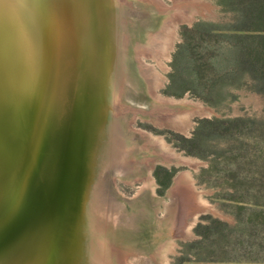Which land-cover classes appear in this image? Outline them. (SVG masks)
Returning <instances> with one entry per match:
<instances>
[{
  "label": "bare ground",
  "instance_id": "6f19581e",
  "mask_svg": "<svg viewBox=\"0 0 264 264\" xmlns=\"http://www.w3.org/2000/svg\"><path fill=\"white\" fill-rule=\"evenodd\" d=\"M21 1L27 26L20 20L31 27L16 38L17 21L8 24L15 18L11 2L0 0V264H167L174 237L189 235L196 215L222 213L202 197L188 170L175 175L169 198L154 195L157 162L194 167L198 161L135 121L182 131L192 116L212 111L163 96L161 73L147 61L161 65L176 24L211 11V4ZM118 4L130 22H123ZM6 44L24 51L20 67ZM11 65L18 78L9 74ZM121 86L128 92L116 106ZM92 133L100 135L95 142ZM117 178L142 185L125 197L115 193ZM143 190L151 203L139 198ZM129 203L135 216L113 218ZM146 221L160 228L141 241Z\"/></svg>",
  "mask_w": 264,
  "mask_h": 264
},
{
  "label": "rangeland",
  "instance_id": "374dc122",
  "mask_svg": "<svg viewBox=\"0 0 264 264\" xmlns=\"http://www.w3.org/2000/svg\"><path fill=\"white\" fill-rule=\"evenodd\" d=\"M205 1L211 11L176 24L173 47L161 65L153 58L147 61L161 73L158 91L163 96L201 102L212 111L192 116L182 131L159 128L142 118L135 124L163 138L169 149L198 161L194 167L157 162L151 171L154 195L169 198L175 175L188 170L202 197L222 213L196 215L190 234L174 237L167 264H264V31L256 27L264 28V20L253 13L260 2ZM165 2L172 4V0ZM122 10L123 22L129 21ZM122 86L124 93L116 106L128 92ZM115 118L123 123L122 117ZM141 185L117 178L113 188L133 197ZM142 196L152 202L147 190ZM134 210L129 203L125 211L112 216H135ZM157 214L163 216V210ZM145 224L141 241L152 237L151 228L154 232L160 228L156 221Z\"/></svg>",
  "mask_w": 264,
  "mask_h": 264
},
{
  "label": "water",
  "instance_id": "95a60500",
  "mask_svg": "<svg viewBox=\"0 0 264 264\" xmlns=\"http://www.w3.org/2000/svg\"><path fill=\"white\" fill-rule=\"evenodd\" d=\"M10 2H11V4H10V7H12V11L14 12V15H15V18H10L11 20V23L9 22L8 24H10V25H14L15 23H16V21H17V23L18 24H16L15 25V27H17L16 28V33H17V35H16V38H17V36L18 35H20V33L21 32H23V30H26L28 33H29V29H30V27H31V25H29V29H27L25 26H27L26 25V22H27V18H28V16H26V6H24L23 5V2L21 1V0H10ZM119 5V4H118ZM118 7H121L122 8V5L120 6H117V8ZM122 10V9H121ZM19 15V20L17 19V16ZM20 17H22V21H23V23H24V25H23V23H22V21L20 20ZM124 22H126V21H124ZM130 22V21H129ZM14 42L15 41H17V40H13ZM27 45H28V42H27V40H26V47H27ZM20 46L21 47H24V42H23V45H21L20 44ZM6 47H7V49H8V51H9V55L13 58V59H17V61H18V65H19V67H20V63L22 62V58H23V55H24V51L22 52V51H20V50H18V49H16V50H13V49H11L10 47H11V45H9V44H6ZM26 47H24V48H26ZM130 61V60H129ZM3 63H5V62H9L8 60L6 61L5 59L2 61ZM34 63H35V61H34ZM23 70V69H22ZM9 74L11 75V76H13V77H16V78H18L17 77V75L18 74H14V72H13V68H12V65H11V67H9ZM93 135V133L91 134V136ZM99 136L100 135H98V133H96V134H94L93 135V141L95 142V141H97V139L99 138ZM88 152V151H87ZM178 237H184V236H178Z\"/></svg>",
  "mask_w": 264,
  "mask_h": 264
},
{
  "label": "trees",
  "instance_id": "16d2710c",
  "mask_svg": "<svg viewBox=\"0 0 264 264\" xmlns=\"http://www.w3.org/2000/svg\"><path fill=\"white\" fill-rule=\"evenodd\" d=\"M255 1H257V2L259 1L260 2V6L257 5L258 7L255 9L256 12L253 11V13L257 17L259 15L260 21H263L264 20V0H255ZM256 27H258L259 30H263L264 31V28H261L259 26H256Z\"/></svg>",
  "mask_w": 264,
  "mask_h": 264
}]
</instances>
